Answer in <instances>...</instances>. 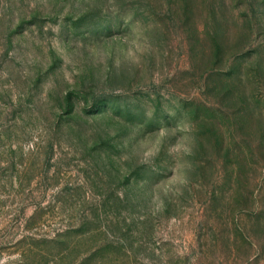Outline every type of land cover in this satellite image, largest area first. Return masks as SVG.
Masks as SVG:
<instances>
[{
    "label": "rangeland",
    "instance_id": "obj_1",
    "mask_svg": "<svg viewBox=\"0 0 264 264\" xmlns=\"http://www.w3.org/2000/svg\"><path fill=\"white\" fill-rule=\"evenodd\" d=\"M0 264H264V0H0Z\"/></svg>",
    "mask_w": 264,
    "mask_h": 264
}]
</instances>
